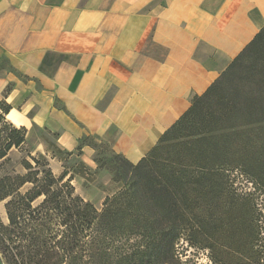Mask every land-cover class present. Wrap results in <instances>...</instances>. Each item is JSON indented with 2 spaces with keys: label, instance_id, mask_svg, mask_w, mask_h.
<instances>
[{
  "label": "crops",
  "instance_id": "1",
  "mask_svg": "<svg viewBox=\"0 0 264 264\" xmlns=\"http://www.w3.org/2000/svg\"><path fill=\"white\" fill-rule=\"evenodd\" d=\"M263 28L264 0H0V101L69 152L92 137L137 164Z\"/></svg>",
  "mask_w": 264,
  "mask_h": 264
},
{
  "label": "trees",
  "instance_id": "2",
  "mask_svg": "<svg viewBox=\"0 0 264 264\" xmlns=\"http://www.w3.org/2000/svg\"><path fill=\"white\" fill-rule=\"evenodd\" d=\"M262 52L264 28L209 89L194 100L189 111L146 157L137 164L127 160L128 169L120 178L122 188L106 197L102 211L75 194L70 184L72 177L65 181V173L55 176L48 161L43 162L37 156H30L34 164L25 161L26 174L0 177V202L7 201L9 219L8 226L0 224L2 263L61 264L65 261L77 264V258L71 255H28L15 251L17 246L7 244L14 230L11 227L19 226L18 219L25 216L20 213L22 208L30 211L29 216L37 220L43 231L48 229L52 218L61 217L68 223L78 217L88 226L100 221L107 227V235L118 233L117 240L126 241V236H135L134 245L127 247L123 242L126 248L120 253L119 264H131L132 259L144 256L158 241L165 264H173L177 242L183 239L189 244L213 249L221 244L216 236H199L205 234L207 223H215L218 217L211 210L213 198L209 195L217 188L224 192L231 183V174L236 171L252 182L254 190L236 198L245 209L246 217L238 220L239 242L228 247L239 253L243 264H264V220L256 196L264 195V60L259 68L251 67ZM242 74L251 75L244 77L243 94H227V86L242 78ZM210 108L206 117L210 124H203L202 130L186 132L192 125L188 122L200 111ZM10 109L6 101H0L2 165L9 161V153L20 149L26 141V128L17 127L7 119ZM28 184L30 188L22 192ZM47 243L46 239L34 240L39 247ZM109 264L113 263L109 261Z\"/></svg>",
  "mask_w": 264,
  "mask_h": 264
},
{
  "label": "rangeland",
  "instance_id": "3",
  "mask_svg": "<svg viewBox=\"0 0 264 264\" xmlns=\"http://www.w3.org/2000/svg\"><path fill=\"white\" fill-rule=\"evenodd\" d=\"M262 53L252 61L251 67L259 68L261 66L264 60V52ZM242 75V78L238 77L236 82L227 86V91H225L227 94L233 96L243 94L246 87L244 77L251 75ZM210 112L211 108L196 114L188 122L192 125L186 132L202 130L203 124H210L206 120ZM82 143L90 145L95 150L93 157L97 165L96 172L89 171L88 165L81 161L79 150L69 152L63 149L61 143L57 141V135L50 134L38 126H29L26 128V141L23 146L9 153L8 162L3 165L0 163V177L17 173L26 174L28 169L25 167V161L34 164L30 156H37L43 162L48 161L55 176L59 177L65 173V181H69L72 177L73 180L70 181V184L75 188V194L91 201L99 211H102L106 197L113 196L122 188L120 178L128 169L129 162L114 153L108 145L95 138H85ZM41 170H44L43 167ZM230 181L231 183L229 182L224 192H220V189L217 188L209 195L210 198H213L211 210L218 217L215 223L211 224V221L207 223L205 234L199 235L200 238L216 236L221 242L220 246L211 249L189 244L187 239H183L177 242V257L173 264H243V259L239 253L228 246H233L234 243L236 245L239 242L241 224L238 220L246 217L245 209L236 198L245 195L246 192H253L254 185L248 181L246 176L236 171L231 174ZM29 188V184L25 185L21 191L26 192ZM113 190L116 191L113 193L111 192ZM109 192L110 194L105 197ZM256 196L264 220V195L258 193ZM6 202V200L0 202V224L4 226L9 225ZM38 203L39 201L34 204L38 205ZM29 212L25 208L21 209L20 213L25 216L18 219L19 226L11 227L14 230L10 236V241H7L10 247L17 246L15 251L28 255H43L45 253L60 257L71 255L77 258V264H109V261L114 264L118 263L120 253L125 251L126 246L130 247L136 242L135 236L132 235L126 236V241L117 240L118 233L115 236L107 235V227L100 221H97L93 226H88L78 217L73 218L68 223L63 222L64 219L61 217L52 218L49 221L48 229L43 231V227L38 226L37 220L32 219ZM215 226H218V229H215ZM36 239H46L48 243L41 247L35 246L34 240ZM123 242H126L127 245L123 246ZM159 244L160 241L150 248L144 256L132 259L131 264H165L163 248ZM0 264L4 263L0 260ZM61 264L66 263L63 261Z\"/></svg>",
  "mask_w": 264,
  "mask_h": 264
}]
</instances>
